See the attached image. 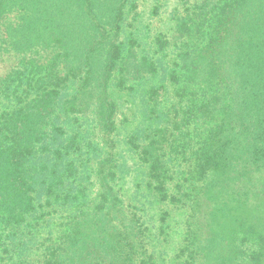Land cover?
Masks as SVG:
<instances>
[{"label":"trees","instance_id":"16d2710c","mask_svg":"<svg viewBox=\"0 0 264 264\" xmlns=\"http://www.w3.org/2000/svg\"><path fill=\"white\" fill-rule=\"evenodd\" d=\"M0 264H264V0H0Z\"/></svg>","mask_w":264,"mask_h":264},{"label":"rangeland","instance_id":"374dc122","mask_svg":"<svg viewBox=\"0 0 264 264\" xmlns=\"http://www.w3.org/2000/svg\"><path fill=\"white\" fill-rule=\"evenodd\" d=\"M141 18H144V15L143 16H140L138 19H141ZM145 19V18H144Z\"/></svg>","mask_w":264,"mask_h":264}]
</instances>
